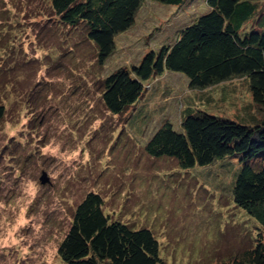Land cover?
<instances>
[{
	"label": "rangeland",
	"instance_id": "374dc122",
	"mask_svg": "<svg viewBox=\"0 0 264 264\" xmlns=\"http://www.w3.org/2000/svg\"><path fill=\"white\" fill-rule=\"evenodd\" d=\"M207 11L205 0L179 7L146 0L99 64L84 28L60 23L49 0H0V264H63L58 245L89 191L101 195L105 212L151 229L165 264H214L250 245L260 225L232 201L238 159L185 170L144 150L162 122L179 127L189 106L254 123L264 112L242 79L227 83L225 95L213 88L209 104L179 73L122 114L101 100L105 76L174 42Z\"/></svg>",
	"mask_w": 264,
	"mask_h": 264
},
{
	"label": "trees",
	"instance_id": "16d2710c",
	"mask_svg": "<svg viewBox=\"0 0 264 264\" xmlns=\"http://www.w3.org/2000/svg\"><path fill=\"white\" fill-rule=\"evenodd\" d=\"M145 1L49 0V6L60 23L84 28L102 64L113 53L117 36L135 23ZM148 1L174 7L186 2ZM259 1L205 0L208 11L181 28L174 42L151 48L137 64L104 77L101 100L106 110L119 115L134 109L154 96L156 82L166 74L179 73L197 91L198 99L208 104L213 88L219 87L225 95L227 83L242 79L258 112H264V9L259 10ZM253 19L255 25L247 27ZM5 112L0 103V120ZM251 117L254 123L242 124L189 106L182 112L179 127L166 120L144 144L148 156L172 159L185 170L225 158L242 164L231 178L232 201L260 230L247 248L214 264H264V114ZM103 205V198L94 191L76 205L57 248L63 264H165L151 229L133 228L105 212Z\"/></svg>",
	"mask_w": 264,
	"mask_h": 264
},
{
	"label": "water",
	"instance_id": "95a60500",
	"mask_svg": "<svg viewBox=\"0 0 264 264\" xmlns=\"http://www.w3.org/2000/svg\"><path fill=\"white\" fill-rule=\"evenodd\" d=\"M40 183L44 184L46 182H48V180L46 179L45 173H42V176L39 178Z\"/></svg>",
	"mask_w": 264,
	"mask_h": 264
}]
</instances>
